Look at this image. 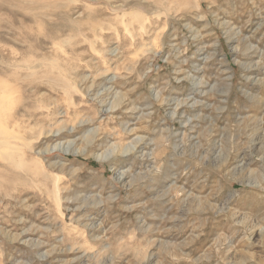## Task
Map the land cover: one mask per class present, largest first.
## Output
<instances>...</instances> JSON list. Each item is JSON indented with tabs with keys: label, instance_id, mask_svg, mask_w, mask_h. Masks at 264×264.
Returning a JSON list of instances; mask_svg holds the SVG:
<instances>
[{
	"label": "rangeland",
	"instance_id": "obj_1",
	"mask_svg": "<svg viewBox=\"0 0 264 264\" xmlns=\"http://www.w3.org/2000/svg\"><path fill=\"white\" fill-rule=\"evenodd\" d=\"M0 84V264H264V0H0Z\"/></svg>",
	"mask_w": 264,
	"mask_h": 264
},
{
	"label": "bare ground",
	"instance_id": "obj_2",
	"mask_svg": "<svg viewBox=\"0 0 264 264\" xmlns=\"http://www.w3.org/2000/svg\"><path fill=\"white\" fill-rule=\"evenodd\" d=\"M199 1H200V0H199ZM186 2H187V1H186ZM185 4H186V3H185ZM0 85H1V86L4 85V86L6 87L5 84H0ZM1 86H0V87H1ZM4 86H3V88L1 87L2 89L0 88L1 91L5 88ZM5 111H6V109H4V105L0 102V112L3 113V112H5ZM7 112H8V111H7ZM5 113H6V112H5ZM8 113H10V112H8ZM3 114H4V113H3ZM27 114H28V113H27ZM8 115L11 116V115H13V114H11V115L8 114ZM4 116H5V114L3 115V117H4ZM3 117L1 116V113H0V118L2 119V120L0 119V150H1V148H3L4 152L6 153V151H7L8 149L11 150V149H10V146H11L10 143L12 144V146H15L16 144H19V142H18L19 137H18V136H20V138H21V139L23 138L24 140H26V138H25L23 135H22V137H21V135L19 134L20 132L17 133V134H19L18 136L16 135L18 138H17L16 136H14L13 138H12V137H9V138H8L7 135L10 133L9 131H10V128H11V127L9 126V121H7L8 119H7V118L4 119ZM16 117H17V115L14 117V119H16ZM9 118L12 119L11 117H9ZM19 119H20V118L18 117L17 120H19ZM3 120H4V121H3ZM21 120H22V119H21ZM11 121H12V120H11ZM2 122H3V123H2ZM18 122H19V123H18ZM6 123H7V125H6ZM4 124H5L6 126H4ZM13 125H14V128H15V127H18V126L20 125V121H15ZM23 126H24V125H23ZM12 127H13V126H12ZM1 128H2V129H1ZM14 128H13V131H14ZM11 129H12V128H11ZM13 131H12V133H13ZM10 135H11V133H10ZM8 136H9V135H8ZM12 136H13V134H12ZM7 138H8V141H7ZM10 138H11V139H10ZM9 139L12 140V141H13L14 139H16V140H14V141H17L16 144L13 143L12 141L10 142ZM21 139H19V140H21ZM9 142H10V143H9ZM21 142H22V141H21ZM22 143H24V142H22ZM13 144H14V145H13ZM16 148H17V146H16L15 148H13V149L16 150ZM18 148H19V147H18ZM20 148H21V146H20ZM27 148H28V147H27ZM13 149H12L11 151H13ZM3 150H1V151H3ZM5 150H6V151H5ZM30 150H31V148H30ZM16 151L18 152V150H16ZM23 152H24V151H23ZM23 152H22V153H23ZM5 153H4V154L2 153V154L5 155V156H7V159H6V160H8V156H9V160H10V158H11L10 156H11V155H8V154H5ZM10 153L13 154L12 156H14L15 154L17 155L16 152H15V154H14L13 152H10ZM18 153H19V152H18ZM3 155H2V156H3ZM18 155H20V153H19ZM28 156L30 157V155H28ZM28 156H27V154L24 152L23 154H21L20 157H21V159L23 160V158L26 159L25 157H28ZM4 158H5V157H4ZM36 158H37V157H36ZM11 159H13V158H11ZM9 160H8V162H10ZM16 160H17V159H16ZM26 160H27V159H26ZM39 160H40V159H39ZM33 161H34V160H33ZM36 161H37V160H36ZM12 162H13V161H12ZM23 162H24V160H23ZM3 163H4V162H3ZM3 163H2V166H1V167H3ZM5 163H6V162H5ZM5 163H4V165H5ZM17 163H19V164L21 165V162L18 161ZM26 163H28V161H27V162L25 161L24 164H23V163H22V164H23V165H27ZM30 163H31L32 165L35 166L38 162H37V163H34V164H33L32 162H30ZM39 163H40V162H39ZM39 163H38V164H39ZM7 165H8V164H7ZM40 165H41V164H40ZM10 166L13 167L14 165L11 164ZM10 166H9V167H10ZM21 166H22V165H21ZM37 166H38V165H36L35 167L38 168ZM5 167L7 168L6 165H5ZM5 167H3V170H4ZM41 168H42V167H41ZM9 169H11V168H9ZM38 169H39V168H38ZM7 170H8V169H7ZM29 171H30V170H28L27 172H29ZM39 171H40V170H39ZM45 175H46V174H45Z\"/></svg>",
	"mask_w": 264,
	"mask_h": 264
}]
</instances>
